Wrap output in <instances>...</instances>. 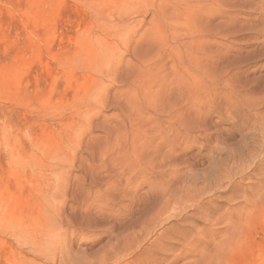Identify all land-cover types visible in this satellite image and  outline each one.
I'll list each match as a JSON object with an SVG mask.
<instances>
[{
    "label": "rangeland",
    "instance_id": "rangeland-1",
    "mask_svg": "<svg viewBox=\"0 0 264 264\" xmlns=\"http://www.w3.org/2000/svg\"><path fill=\"white\" fill-rule=\"evenodd\" d=\"M263 88L264 0H0V264H264Z\"/></svg>",
    "mask_w": 264,
    "mask_h": 264
},
{
    "label": "bare ground",
    "instance_id": "bare-ground-1",
    "mask_svg": "<svg viewBox=\"0 0 264 264\" xmlns=\"http://www.w3.org/2000/svg\"><path fill=\"white\" fill-rule=\"evenodd\" d=\"M262 105H264V98H261V97L260 98L252 97L250 98V101H248V106L251 110H258ZM258 118L260 120V125L263 126L264 116L259 115ZM263 189H264V186H263ZM257 197H258L257 200L253 202L252 209L247 212H245V210L241 212L240 216L238 217L239 218L238 221L231 223L230 225L231 226L230 229L232 232V238H233V241H231V243L234 246L237 245L236 243L242 242L245 239V237L250 233L251 229L255 227L257 228V225L259 224V222L262 221L264 218V191L263 193L259 192L257 194ZM169 201L170 199L166 200L165 203L168 204ZM165 214L166 213L162 212L161 214H159V216L163 217L164 220L165 219L168 220L169 219L168 217L170 216H167ZM205 215L207 216L208 213H206ZM185 221H187V219H185ZM185 232L179 228H176L175 230L174 229L166 230L164 233L159 235V237L151 243L148 249L140 251L139 254L133 259V261H131L128 264H171L172 261L176 260V257H174V259L171 260L170 262V258H168V253L169 252L173 253L175 250V247L168 246L170 245L169 242L176 241V240L178 241L183 236L186 237ZM138 240L139 239L132 237V238H128L127 240L124 239L122 245H118L119 244L118 243L116 248L112 252L113 254L112 257L114 260L113 264L121 263L123 261V257H118L121 251L130 250L131 253H134L136 250H138L141 244V241H138ZM229 245H230V242L228 246L226 247H229ZM223 249H225V247ZM223 251L221 249V252ZM163 256H166V258H163Z\"/></svg>",
    "mask_w": 264,
    "mask_h": 264
}]
</instances>
